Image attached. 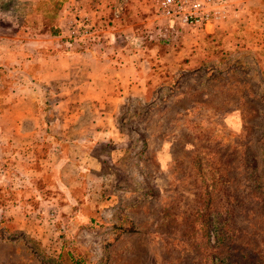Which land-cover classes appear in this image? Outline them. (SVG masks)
I'll list each match as a JSON object with an SVG mask.
<instances>
[{
	"label": "rangeland",
	"instance_id": "374dc122",
	"mask_svg": "<svg viewBox=\"0 0 264 264\" xmlns=\"http://www.w3.org/2000/svg\"><path fill=\"white\" fill-rule=\"evenodd\" d=\"M156 5L157 0H0V57L8 49L16 56L0 60L2 92L21 72L19 46L1 38L18 35L21 20L42 9L45 18L24 37L35 38L56 19L72 24L90 14L94 26L88 35L94 28H133L140 46H157L149 98L126 112L129 135H139V163L132 167L128 153L117 166L96 164L101 170L86 172L85 190H76L73 204L50 188L30 191L37 165L24 148L27 189L23 196L9 190L20 185L13 175L20 167L0 133V264H71L70 256L83 264H249L252 257L264 258V42L237 36L231 49L220 48L219 62L202 61L170 75L160 58L171 28ZM246 38L257 42L247 45ZM55 103L52 97L46 105L35 102L24 122L50 124ZM8 105L0 98L1 108ZM163 139L170 154L164 166L157 156ZM108 150L98 146L94 153L106 156ZM137 168L138 178H131ZM43 181L50 186L51 174H43ZM16 201L23 209L14 208Z\"/></svg>",
	"mask_w": 264,
	"mask_h": 264
},
{
	"label": "crops",
	"instance_id": "0c3cea01",
	"mask_svg": "<svg viewBox=\"0 0 264 264\" xmlns=\"http://www.w3.org/2000/svg\"><path fill=\"white\" fill-rule=\"evenodd\" d=\"M216 1L220 17L212 25L200 29L176 25L167 30L170 39L160 61L170 75L182 74L202 61L219 62L220 48L231 49L237 36H255L264 42V0ZM73 5L77 6L74 2ZM42 10L27 15L24 22L21 20L18 37L1 38L19 46L20 63L16 64L21 72V78L6 92L0 90V98L9 104L0 107V133L6 136L4 144L20 167L19 175L13 174L20 185L9 190L23 196V188L27 189L22 172L24 148L34 156L37 165V186L30 187V191L39 193L38 188L40 191L50 188L57 191L59 198L66 197L62 199L65 204H73L76 190H85L86 172L101 170L96 164L102 165L107 160L117 166L120 157L128 153L132 167L134 162L139 163V135L133 137L132 125L128 124L130 114L126 112H132L139 101L149 98L151 62L157 46H140L133 28L105 31L94 28L90 35L75 38L69 32L72 21L69 23L65 18L56 19L43 31L39 29L35 38L24 37L25 30L29 32L31 27L41 24L45 18ZM63 10L65 14L67 11ZM83 13L82 10L80 15ZM87 16L91 18L85 17L88 26H94V17ZM244 42L256 44L257 40L246 38ZM4 52L7 56L0 60L16 59L11 50ZM50 97L56 99L53 122H24L31 116L35 102L46 105ZM98 146L109 148L108 154H95L94 148ZM161 147L157 156L164 166L170 161L166 140ZM43 174H51L50 186L40 182ZM130 176L137 179L138 168L137 176L132 172ZM16 202L14 208H22L23 202Z\"/></svg>",
	"mask_w": 264,
	"mask_h": 264
},
{
	"label": "built area",
	"instance_id": "2783aa9c",
	"mask_svg": "<svg viewBox=\"0 0 264 264\" xmlns=\"http://www.w3.org/2000/svg\"><path fill=\"white\" fill-rule=\"evenodd\" d=\"M217 5L216 0H157L156 6L158 15L170 28L188 25L200 29L219 19ZM89 29L85 19H75L70 26L71 35L75 38L88 36Z\"/></svg>",
	"mask_w": 264,
	"mask_h": 264
},
{
	"label": "trees",
	"instance_id": "16d2710c",
	"mask_svg": "<svg viewBox=\"0 0 264 264\" xmlns=\"http://www.w3.org/2000/svg\"><path fill=\"white\" fill-rule=\"evenodd\" d=\"M71 264H83V261L80 258L70 256ZM234 261V260H233ZM228 262H231L230 260ZM252 262V264H264V258H251L249 264Z\"/></svg>",
	"mask_w": 264,
	"mask_h": 264
}]
</instances>
